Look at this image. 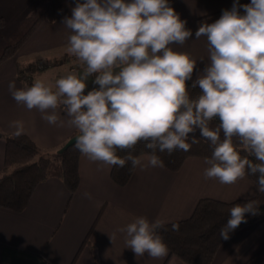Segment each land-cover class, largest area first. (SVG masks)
Segmentation results:
<instances>
[{
  "label": "clouds",
  "instance_id": "1",
  "mask_svg": "<svg viewBox=\"0 0 264 264\" xmlns=\"http://www.w3.org/2000/svg\"><path fill=\"white\" fill-rule=\"evenodd\" d=\"M71 13L62 21L71 32L66 52L81 63L82 73L69 72L54 86L37 79L17 89L11 82L17 104L37 109L51 125L74 127L75 149L92 162L119 168L128 162L132 169L162 167L157 150L188 151L187 141L198 143V132L213 146L206 179L231 185L258 174L257 191L264 193V0H236L215 22L199 26L195 37L206 38L209 63L191 84L201 90L194 97L187 82L197 60L173 48L193 34L168 0H77ZM89 77L98 87L88 90ZM10 126L16 137L23 134V121ZM141 142L150 150L146 162L130 151ZM241 147L248 155H241ZM118 150L129 154L122 158ZM256 212L254 200L233 206L220 235L228 239L245 213ZM161 228L163 221L140 216L110 238L123 233L136 256L159 259L167 254Z\"/></svg>",
  "mask_w": 264,
  "mask_h": 264
},
{
  "label": "crops",
  "instance_id": "2",
  "mask_svg": "<svg viewBox=\"0 0 264 264\" xmlns=\"http://www.w3.org/2000/svg\"><path fill=\"white\" fill-rule=\"evenodd\" d=\"M168 2L193 34L183 45H173V48L197 60L194 81L209 63L206 38L196 39L195 32L202 23L219 19L222 10H230L236 0ZM250 2L238 0L241 5ZM76 3L77 0H62L63 16L53 22L41 23L14 57L0 63L1 133L14 134L11 122L23 121V134L45 150H59L78 131L67 123L63 127L51 125L37 109L29 110L25 105L17 104L9 84L14 82L17 89L23 87L18 76L19 65L58 59L56 52L66 49L71 35L62 21L71 16ZM44 6V0H0V18L5 21V26L0 29V54ZM82 71L83 67L77 69V73ZM92 79L89 77L86 82L88 90L98 87L92 84ZM58 111L67 121L62 109ZM5 149V138L0 135V174L4 168ZM147 156L140 158L146 162ZM206 159L209 158L190 157L177 172L164 165L146 169L136 167L129 182L121 186L112 178L113 166L92 162L81 154L80 183L74 193L61 179L50 178L37 186L22 212L0 207V264H188L177 256H170L168 248L167 254L159 259L147 253L136 256L127 248L123 233H117L113 240L110 237L136 217L169 223L190 217L203 198L230 202L259 193L257 185L247 176L231 185L206 179L203 174L209 166ZM263 248L264 219L225 240L212 264H246Z\"/></svg>",
  "mask_w": 264,
  "mask_h": 264
},
{
  "label": "trees",
  "instance_id": "3",
  "mask_svg": "<svg viewBox=\"0 0 264 264\" xmlns=\"http://www.w3.org/2000/svg\"><path fill=\"white\" fill-rule=\"evenodd\" d=\"M44 1V9L16 41L3 49L0 54V63L14 57L41 23L44 21L53 22L63 16L62 0ZM126 2H130V0H126ZM4 25L3 19H0V29ZM57 64H61V59H53L48 63L39 61L19 65L18 76L23 86L30 87L37 72L43 71L50 65ZM192 82L188 81L187 83L190 88V96L194 97L201 90L198 86L196 89H191ZM77 134L78 132L72 137ZM0 135L4 136L6 142L5 163L0 174V207L22 212L29 205L37 186L50 178L61 179L71 193L77 190L80 183L79 162L81 153L75 149L74 145L59 153L58 150L51 151L41 148L26 134L16 137L14 134H3L0 131ZM196 135L199 142L191 144L190 138L187 141L191 145L188 151L177 149L169 154L167 151L159 152L157 150V155L160 156L163 165L169 170L177 172L190 157L210 159L213 146L208 141L200 138L199 134ZM130 151L132 155L139 158L150 154V150L144 147L143 142L138 143ZM128 154L129 150L117 151V155L122 158ZM241 155H248L242 147ZM248 158L253 159L255 162L254 157L249 156ZM134 171L135 169H132L130 162L126 163L123 168L113 166L112 178L118 185L124 186L129 182ZM246 176L256 184L258 174L257 176ZM250 200L257 202L256 214L245 213L244 221L236 229L229 232L228 236L231 237L243 228L264 219V193L259 192L253 197L236 199L230 202L215 198H203L198 202L190 217L164 223V228L159 229L158 234L166 244L170 256H177L188 264H212L220 246L227 240L220 235V230L231 218L230 209L237 204L243 205ZM173 224L179 226L177 231L172 230ZM246 264H264V248L249 259Z\"/></svg>",
  "mask_w": 264,
  "mask_h": 264
},
{
  "label": "rangeland",
  "instance_id": "4",
  "mask_svg": "<svg viewBox=\"0 0 264 264\" xmlns=\"http://www.w3.org/2000/svg\"><path fill=\"white\" fill-rule=\"evenodd\" d=\"M0 19H3V18H0ZM4 24H5V21H4ZM24 31H21L18 34H16L13 38L14 41H16L20 37L21 33ZM55 55L58 59H61V64H57L54 66L50 65L43 71L37 72L34 76V81L37 79H41L54 86L55 81L58 78L66 75L69 72L77 73V69L82 67L81 63L75 57H73L72 55L66 52V49L58 50ZM45 62L48 63L49 61H45ZM217 123H218L217 121H213L212 126H215ZM196 134H199V133L197 132Z\"/></svg>",
  "mask_w": 264,
  "mask_h": 264
},
{
  "label": "water",
  "instance_id": "5",
  "mask_svg": "<svg viewBox=\"0 0 264 264\" xmlns=\"http://www.w3.org/2000/svg\"><path fill=\"white\" fill-rule=\"evenodd\" d=\"M78 134H79V133H78ZM78 134H77V135H78ZM77 135H76V136H77ZM76 136L70 138V139L64 144V146L61 147V148L58 150V152H59V153H62V152H64V151H66L67 149H69L71 146H73L74 143H75V137H76Z\"/></svg>",
  "mask_w": 264,
  "mask_h": 264
}]
</instances>
